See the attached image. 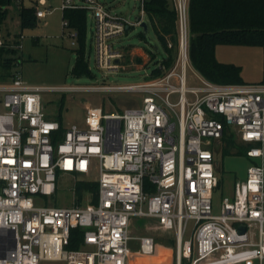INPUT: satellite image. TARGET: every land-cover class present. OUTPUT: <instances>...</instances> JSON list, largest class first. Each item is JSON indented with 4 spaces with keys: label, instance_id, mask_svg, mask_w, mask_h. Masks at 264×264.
Masks as SVG:
<instances>
[{
    "label": "built area",
    "instance_id": "2783aa9c",
    "mask_svg": "<svg viewBox=\"0 0 264 264\" xmlns=\"http://www.w3.org/2000/svg\"><path fill=\"white\" fill-rule=\"evenodd\" d=\"M169 1L177 40H167L174 62L160 65L162 75L134 84L59 87L141 92V106L119 113L88 105L86 126L66 128L45 113L48 88L26 83L19 71L0 86V264H128L133 238L144 255L157 248L153 235L131 234L135 217L174 234L177 264L264 260V83H218L195 70L198 83L188 85L191 0ZM139 2L134 21L101 0H62V8L92 14L96 62L112 71L122 69L126 56L115 40L149 20L145 0ZM49 12L38 8L36 16ZM64 26L70 27L67 19ZM70 35L77 37V30ZM2 47L21 44L0 31ZM225 136L260 162L236 180L233 195L214 213L216 156ZM59 171L96 180V201L37 205L35 195L56 192Z\"/></svg>",
    "mask_w": 264,
    "mask_h": 264
},
{
    "label": "rangeland",
    "instance_id": "374dc122",
    "mask_svg": "<svg viewBox=\"0 0 264 264\" xmlns=\"http://www.w3.org/2000/svg\"><path fill=\"white\" fill-rule=\"evenodd\" d=\"M110 10L120 13L134 21L140 14L139 0H101ZM37 2V3H36ZM18 5L11 6L6 21L0 31L9 40L17 38L21 47L14 54L19 64H14L8 70L9 76H2L0 71V86L10 82L12 73L19 71L23 80L30 85L48 88L42 92L44 110L48 118L61 119L64 127L72 123L86 126L87 106L102 107L106 112H124L126 108L139 107L143 103L144 93L124 90H97V89H59L63 86H98L102 84L125 85L142 83L162 75L160 65L167 67L174 62V49L171 51L166 44L156 36L154 29L150 35L156 44L143 38L140 26L131 27L127 34L116 39L115 42L126 52L129 48H139L147 57L134 54L130 59L128 52L123 59V67L119 70L107 71L98 66L95 57V41L93 37L94 21L88 12L85 27V54L88 62V71L77 73L80 37H72L73 27L64 26V10L62 0H18ZM34 4L36 9L50 8L44 18L39 19L33 26L21 27L19 8ZM22 36V38H21ZM168 38L174 41L171 35ZM76 44L73 45L72 42ZM216 58L223 63H233L241 67L240 83H264V45H236L218 44ZM171 61L168 65L166 62ZM195 67L190 66L187 71V84H197ZM11 73V75H10ZM4 92L0 91V110L5 108L2 103ZM176 97L172 101H176ZM176 119V118H175ZM222 148L216 156L218 162L217 176L219 186L213 197L214 213L221 210L225 196H232L237 179H245L250 165L259 163V158L247 155V147L235 143V138L225 136L222 139ZM239 150V151H238ZM238 151V152H237ZM93 177V176H92ZM88 179L84 174H69L58 172L57 190L53 195H35L37 205L54 207H71L93 203V195L78 187L80 180ZM193 222H190L192 225ZM133 236L151 234L156 238L157 248L154 254H132L129 257L132 263L146 261V264H176V241L171 231L158 228L156 223L147 218H133L131 227ZM185 239L191 238V232L185 234ZM139 241L133 239L131 248L138 246ZM174 250V251H172ZM135 256V257H134ZM132 257V258H131ZM137 257V258H136ZM55 264V263H46ZM182 264H189L184 260ZM264 264V260L262 262Z\"/></svg>",
    "mask_w": 264,
    "mask_h": 264
},
{
    "label": "trees",
    "instance_id": "16d2710c",
    "mask_svg": "<svg viewBox=\"0 0 264 264\" xmlns=\"http://www.w3.org/2000/svg\"><path fill=\"white\" fill-rule=\"evenodd\" d=\"M17 3L18 0H0V29L8 17L9 8L18 5ZM19 6L21 27L33 26L39 22L35 5ZM145 8L158 39L167 46V35H171L176 42V11L170 1L145 0ZM87 14V10L81 8L65 10L63 15L69 25L77 30L82 43L77 64L79 74L88 71L85 54ZM190 25V53L195 69L214 82L240 83L241 67L218 61L216 47L218 44L264 45V0H191ZM16 52L17 49L13 47L0 48V71L4 70L2 76L5 78L9 76L11 66L19 64ZM166 63L169 65L171 61ZM239 145L245 146L242 143ZM78 187L91 193L93 201H96V180H80ZM145 262L137 260L132 264H146Z\"/></svg>",
    "mask_w": 264,
    "mask_h": 264
},
{
    "label": "crops",
    "instance_id": "0c3cea01",
    "mask_svg": "<svg viewBox=\"0 0 264 264\" xmlns=\"http://www.w3.org/2000/svg\"><path fill=\"white\" fill-rule=\"evenodd\" d=\"M45 0H42V2H44ZM37 3V2H36ZM32 5H34V4H32ZM31 6V5H30ZM39 8V7H38ZM40 19V18H39ZM70 27H72V26H70ZM151 29H152V27H151ZM13 39H15V38H13ZM128 52V54L131 56L130 57V59L132 58V56L134 55V54H138V55H142V57L145 59L146 57H147V55H145V52L142 50V49H139V48H135V49H133V48H129V49H127V51H126V53ZM58 120H60V119H58ZM136 237L137 236H140V235H135ZM173 239H175L174 237H172ZM133 239H137V238H133ZM132 239V240H133ZM131 240V241H132ZM138 240V239H137ZM131 241H130V248H131ZM139 241V240H138ZM175 250H176V248H175ZM172 251H174V250H172ZM142 254L141 252H140V244H138V246L136 247V248H134V249H132L131 248V254H132V257H133V255H137V254ZM144 255V254H143ZM146 256H148V255H146ZM131 257V258H132ZM135 257V256H134ZM137 258V257H136ZM137 260H138V258H137ZM263 262V261H262ZM262 262H260V261H255V263L254 264H262ZM130 264H132V261H131V259H130V262H129ZM177 264V263H176Z\"/></svg>",
    "mask_w": 264,
    "mask_h": 264
},
{
    "label": "water",
    "instance_id": "95a60500",
    "mask_svg": "<svg viewBox=\"0 0 264 264\" xmlns=\"http://www.w3.org/2000/svg\"><path fill=\"white\" fill-rule=\"evenodd\" d=\"M136 19H139L138 16L136 17ZM141 28H142V34L145 37V39L152 44H156L150 35V22H149V20H144L141 23ZM217 164H218V162H217ZM240 231H245V227L241 226Z\"/></svg>",
    "mask_w": 264,
    "mask_h": 264
}]
</instances>
